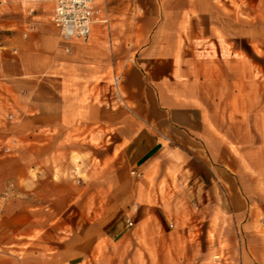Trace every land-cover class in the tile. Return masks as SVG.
Listing matches in <instances>:
<instances>
[{
	"label": "crops",
	"instance_id": "0c3cea01",
	"mask_svg": "<svg viewBox=\"0 0 264 264\" xmlns=\"http://www.w3.org/2000/svg\"><path fill=\"white\" fill-rule=\"evenodd\" d=\"M234 1L94 0L85 42L52 0L0 16V264H264V94L218 42Z\"/></svg>",
	"mask_w": 264,
	"mask_h": 264
},
{
	"label": "rangeland",
	"instance_id": "374dc122",
	"mask_svg": "<svg viewBox=\"0 0 264 264\" xmlns=\"http://www.w3.org/2000/svg\"><path fill=\"white\" fill-rule=\"evenodd\" d=\"M18 0H0V16L7 15L9 12L17 13L21 9ZM223 17L238 18L240 27L239 39L218 40L222 47L239 46L246 49V54H241V62L246 65L245 70L252 71L253 79L256 81V90L264 94V0H236L233 6H222L220 8ZM233 41V42H232ZM255 48L256 51H248L247 48ZM216 58V56H214ZM13 143H0V158L13 154L11 147ZM8 148V151H5ZM64 175L72 178V167L65 166ZM54 171V170H53ZM47 173L44 168L37 167L32 170V175ZM59 173V171H58ZM103 204V200H97ZM1 210L3 205H0ZM1 218V214H0Z\"/></svg>",
	"mask_w": 264,
	"mask_h": 264
},
{
	"label": "built area",
	"instance_id": "2783aa9c",
	"mask_svg": "<svg viewBox=\"0 0 264 264\" xmlns=\"http://www.w3.org/2000/svg\"><path fill=\"white\" fill-rule=\"evenodd\" d=\"M54 10L51 21L62 41L77 39L85 42L90 33V10L94 0H52ZM66 51L68 49L66 48ZM5 148V151H8ZM131 224V222H128ZM218 257V256H215Z\"/></svg>",
	"mask_w": 264,
	"mask_h": 264
}]
</instances>
